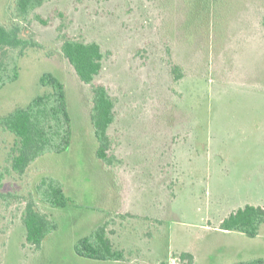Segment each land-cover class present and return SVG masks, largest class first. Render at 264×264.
Listing matches in <instances>:
<instances>
[{"label": "rangeland", "instance_id": "374dc122", "mask_svg": "<svg viewBox=\"0 0 264 264\" xmlns=\"http://www.w3.org/2000/svg\"><path fill=\"white\" fill-rule=\"evenodd\" d=\"M13 5L0 0V24ZM208 7L209 18L201 0H50L23 22L22 36L37 45L0 87V117L42 94L39 78L49 72L65 86L71 140L22 177L8 174L0 189L21 197L50 179L68 204L37 202L57 227L35 248L20 220L25 202L0 201V264H180L181 252L193 264L264 260V223L254 237L220 229L238 208H264V0ZM64 36L95 40L107 54L95 83L115 100L117 161L96 155L91 89L62 56ZM12 142L0 132V173ZM104 222L124 261L76 254V241Z\"/></svg>", "mask_w": 264, "mask_h": 264}, {"label": "trees", "instance_id": "16d2710c", "mask_svg": "<svg viewBox=\"0 0 264 264\" xmlns=\"http://www.w3.org/2000/svg\"><path fill=\"white\" fill-rule=\"evenodd\" d=\"M49 1L14 0L10 22L0 24V87L16 80L18 76L16 58L28 47L37 45L31 36H22L23 22H27L30 14ZM209 1L201 0L203 3L201 10L208 18ZM33 16L39 22H44L40 15L34 13ZM60 52L72 66L78 79L90 86L92 94L90 118L98 143L97 157L110 163L117 161V154L111 149L113 140L109 134V129L115 121V100L103 84L95 83V78L103 70L107 54L95 40L84 41L67 36L63 37ZM171 74L177 81L182 76L181 67L173 65ZM39 83L46 88L42 94L35 96L26 106L18 107L0 117V132L13 136L12 145L3 161L5 166L0 173V188L8 174L22 177L38 157L49 152L61 153L70 145L71 118L67 109L64 83L49 72L40 76ZM20 198L25 202L20 216L25 227V240L39 248L47 234L56 229L57 224L50 215L39 208L37 202L40 201L50 207H65L68 199L62 187L50 179H44L37 184L36 192H29L21 197L15 192H3L0 189V201L5 207L12 200ZM263 223L264 208L247 204L229 213L220 222V229L254 237ZM108 224L104 222L89 235L80 237L74 245L76 254L98 261H124L125 250L116 247L112 241ZM177 258L180 264L194 262V256L189 252H181ZM159 264L167 263L161 261ZM233 264H264V260L254 258Z\"/></svg>", "mask_w": 264, "mask_h": 264}]
</instances>
